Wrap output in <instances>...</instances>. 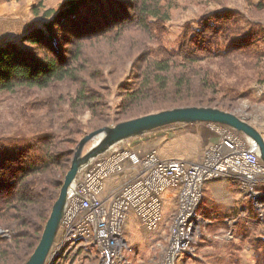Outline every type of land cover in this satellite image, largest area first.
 <instances>
[{
  "label": "rangeland",
  "instance_id": "374dc122",
  "mask_svg": "<svg viewBox=\"0 0 264 264\" xmlns=\"http://www.w3.org/2000/svg\"><path fill=\"white\" fill-rule=\"evenodd\" d=\"M64 1L45 0L37 15L34 13L37 0H0V46L8 42L20 44L24 34L43 27L47 19L42 14L46 9L58 8ZM163 4L168 18L156 38H148V34L142 35V32L133 29L126 35L145 37V44L142 43L145 48L162 46L169 53L179 52L184 46L196 48L209 45L210 54L202 50L196 53V64L210 71L221 84L217 96L225 102L226 108H230L227 111L253 124L264 136V0H163ZM198 33L201 34L200 43L194 41L195 45L190 40L195 34L199 36ZM131 49L128 43L121 41L115 46L103 41L86 46L88 57L94 63L105 58L100 66L111 117L108 126L131 119L117 114L127 90L138 81L135 62L127 57ZM228 55L232 57L228 58ZM180 58L177 57L179 62ZM66 91L64 86L32 93L0 91V144L3 145L0 154L4 147L14 150L32 145L40 129L60 132L57 118L59 112L66 109L67 103H58V97ZM48 95L57 100L54 109L46 102ZM198 103L195 105L219 107L201 101ZM172 105L177 104L166 100L162 105H152L145 111L156 112L162 110L161 107ZM134 116L132 118L139 115ZM91 118L92 113L85 111L80 120L86 125ZM212 128L203 123L178 124L148 133L141 137L142 140H128L126 145L130 148L129 143L133 142L151 143L156 151L161 150L164 154L195 159L208 142L218 139L219 143L225 137L218 126L212 125ZM234 133L229 132V135L249 146L247 138ZM29 154L30 158L41 156L37 150ZM213 186L205 192L200 234L193 242L192 250L181 253L175 264H264V219L256 209L258 196H251L249 191L245 194L237 185L229 183L220 182ZM255 186L261 187L264 193V175ZM166 194H170V200L165 202V219L157 229L148 230L136 216L129 219L132 221L126 225L125 236L133 246L130 264H163L169 226L177 206L172 197L174 192ZM244 205L246 215L241 212ZM7 231L0 226V234L6 235ZM226 232L230 235L226 236ZM57 261L54 264H69ZM77 264H96V260Z\"/></svg>",
  "mask_w": 264,
  "mask_h": 264
},
{
  "label": "trees",
  "instance_id": "16d2710c",
  "mask_svg": "<svg viewBox=\"0 0 264 264\" xmlns=\"http://www.w3.org/2000/svg\"><path fill=\"white\" fill-rule=\"evenodd\" d=\"M37 2L34 13L38 15L45 0ZM42 16L47 19L43 27L24 34L20 44L0 46V91L32 93L64 86L67 91L59 94L58 103H67V107L57 118L60 132L40 129L32 145L1 148L0 226L8 231L0 234V264L27 261L41 238L78 143L86 134L111 123L106 87L101 81L100 63L105 58L94 63L88 57L87 45L103 41L115 46L121 41L132 48L127 57L135 62L138 81L124 95L117 113L120 117L147 114L145 110L166 100L177 104L175 107L201 101L230 110L217 96L221 90L217 78L196 64V53L202 50L210 54L209 45L184 46L169 53L162 46L145 48V37L126 35L133 29L156 38L168 18L163 0H65L58 8L46 9ZM198 35L190 42L200 43ZM56 101L47 96L51 109ZM85 111L92 113L86 125L80 120ZM33 150L41 156L30 158Z\"/></svg>",
  "mask_w": 264,
  "mask_h": 264
},
{
  "label": "built area",
  "instance_id": "2783aa9c",
  "mask_svg": "<svg viewBox=\"0 0 264 264\" xmlns=\"http://www.w3.org/2000/svg\"><path fill=\"white\" fill-rule=\"evenodd\" d=\"M215 125L225 137L208 148L200 161L162 158L155 149L140 156L126 145L128 140L92 159L68 189L47 264L56 260L69 264L89 260H96V264H130L133 246L125 236L129 219L136 216L148 230L157 229L164 218L168 191L174 192L177 206L163 264H175L181 253L192 250L200 234L205 183L223 176L246 182L250 195L258 196L256 209L264 219V193L255 186L264 175V163L255 149L229 135L233 130ZM126 170L134 172L106 188L109 179Z\"/></svg>",
  "mask_w": 264,
  "mask_h": 264
},
{
  "label": "water",
  "instance_id": "95a60500",
  "mask_svg": "<svg viewBox=\"0 0 264 264\" xmlns=\"http://www.w3.org/2000/svg\"><path fill=\"white\" fill-rule=\"evenodd\" d=\"M214 123L229 127L243 135L264 163V136L261 131L239 115L213 106H178L147 113L104 126L86 134L78 143L59 195L52 205L41 238L24 264H47L68 198V189L79 172L92 159L124 141L142 137L153 131L178 124ZM86 150L85 146L88 145Z\"/></svg>",
  "mask_w": 264,
  "mask_h": 264
},
{
  "label": "crops",
  "instance_id": "0c3cea01",
  "mask_svg": "<svg viewBox=\"0 0 264 264\" xmlns=\"http://www.w3.org/2000/svg\"><path fill=\"white\" fill-rule=\"evenodd\" d=\"M205 125H208L209 127L212 128V125H215L214 123H203ZM213 129V128H212ZM135 139H140L142 140V138H135ZM131 141V140H130ZM218 142V139L215 140V141H212V142H208L207 146H205L204 150L202 151V153L196 157L195 159H191L189 156H170V155H167V154H164L161 150L157 151L159 156L162 157V158H182V159H186L190 162L192 161H200L203 159L204 155H205V152L208 150V148H210L211 146H213L215 143ZM129 146L131 149H133L135 152H137L140 156H143L145 155L146 152H148V149L151 148V149H154V147L151 145V143H147V144H143V143H132L130 145L129 143ZM133 171V170H132ZM132 171L130 172L129 170H126L122 173H120L119 175L115 176L114 178L112 179H109L108 182L106 183V188L109 189L111 187H113L114 185L120 183L121 181H123L124 179L128 178L129 176H131L132 174ZM134 172V171H133ZM221 183H229V184H233L234 186H238L239 188H241L242 191L245 192V194H248V188H247V185H246V182L245 181H242L241 179L239 178H235V177H228V176H223V177H220V178H217V179H214V180H210L208 182L205 183V186H204V199H203V202L202 204L205 205V192H207V189H210L211 187H214L213 185L215 184H220ZM261 189V187H259ZM263 189H261V192H262ZM170 194H166L165 195V202H168L170 199H168L170 196ZM172 197L175 199V196L172 195ZM168 200V201H167ZM176 200V199H175ZM165 207H166V203L164 204V218H163V221L165 219ZM241 209H242V213L244 212H247L246 210V206H241ZM244 212V213H245ZM246 215V213H245ZM209 220V219H207ZM132 220H130L129 222H131ZM163 221L161 224H163ZM172 221V219H171ZM171 223V222H170ZM161 226V225H160ZM230 235V232H226V236Z\"/></svg>",
  "mask_w": 264,
  "mask_h": 264
}]
</instances>
